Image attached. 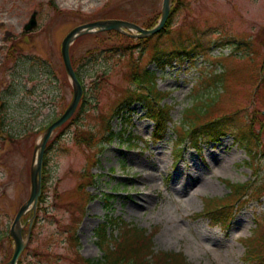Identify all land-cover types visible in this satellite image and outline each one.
Returning a JSON list of instances; mask_svg holds the SVG:
<instances>
[{"label":"rangeland","instance_id":"1","mask_svg":"<svg viewBox=\"0 0 264 264\" xmlns=\"http://www.w3.org/2000/svg\"><path fill=\"white\" fill-rule=\"evenodd\" d=\"M162 6L163 0H0L5 130L0 137V264H7L14 252L10 229L31 193L36 145L73 99L63 39L76 26L104 15L158 23ZM175 7L171 32L163 41L170 48L180 39L199 37L206 54L158 67L153 38L129 53L103 54L82 65L81 57L95 49L96 40L72 44L85 93L71 119L48 141L42 194L22 219L27 245L21 264H81L78 256L100 258L95 230L107 213L157 230L156 250L181 251L192 264H253L245 259L243 239L263 228L264 196L251 197L228 230L197 214L206 199L230 193L228 181L255 179L252 192L263 181L264 157L249 165L245 149L228 134L197 149L187 145L176 162L175 127L197 97L217 90L222 95L213 113H233L236 125L248 121L256 107L264 109V0H172ZM34 12L38 25L26 32ZM108 37L109 45L118 44V37ZM134 65L154 72L158 88L167 93L164 102L174 106L163 140L151 138L154 122L142 102L134 101L126 114L116 113L126 107L132 91L145 88L129 76ZM223 69L225 86L208 89L205 80ZM108 126L114 130L112 140L104 138ZM87 132L94 140L80 142Z\"/></svg>","mask_w":264,"mask_h":264},{"label":"trees","instance_id":"2","mask_svg":"<svg viewBox=\"0 0 264 264\" xmlns=\"http://www.w3.org/2000/svg\"><path fill=\"white\" fill-rule=\"evenodd\" d=\"M175 11L176 7L171 10L170 18ZM109 18L131 19V21L150 29L157 25V23L151 20L140 21L126 16L104 15L101 19ZM170 32V21H168L164 29L155 35L147 37L136 38L129 33L109 30L84 35L77 39L76 43L84 38H93L96 40L95 49L88 50L81 57L82 65L98 59L103 54L129 53L133 51L136 45L147 43L153 38H156L151 46L153 60L158 67H165L177 60L183 61L186 57H193V53L204 51L201 54H206L205 50H208V48L205 42L201 41L199 37L192 38L191 36L188 39L191 40L189 42L180 39V43H175L169 48L163 39ZM113 34L119 38L118 44L109 45L107 43L109 39L108 35L114 36ZM14 53L10 52V54H13L12 56H14ZM71 56L75 67L74 57L72 54ZM75 69L77 75L82 80V75L78 67H75ZM261 71L264 86V70L261 69ZM129 76L135 83L145 88H138L132 91L127 99H125V102H127L126 107H119L116 113L126 114L124 110L130 108L134 101L142 102L147 109L148 116L154 121L152 139L154 141L163 140L167 136L171 122L173 121L172 110L174 106L164 102L167 93L158 88L153 71L149 69L141 71L138 65H134ZM226 76V69L217 73L212 72L205 80L206 86H208V89H210L209 87H216V89L218 87L223 88L225 86ZM221 95L220 91L217 90L214 95L197 97L196 102L185 108L181 123L175 127V153L178 156V160L184 154L187 145L197 149L204 143L219 141L228 134H232L237 144L245 149L249 157V165L251 162H256L258 158L264 157V109L256 107L249 114L251 116L248 121L241 125H236L233 113L222 115L213 113L214 107L221 100ZM120 108L123 111L119 110ZM105 128L107 134L104 138L106 140H112L115 137L114 130L109 126ZM93 140L94 134L87 132L81 137L80 142L91 143ZM255 174L258 175L259 173L256 171ZM254 181L255 179H250L243 183L228 181L231 189L230 193L224 197L206 199L204 210L198 213L197 216L208 217L212 225H219L225 230L230 229L233 219L251 197L264 196V178L250 192L253 188ZM156 233L157 230L149 232L146 228L127 221L121 216L107 213L104 221L95 230L96 242L102 252V256L98 259L78 256V261L81 264H192L183 252L156 250L154 243ZM72 239L74 241L76 240L75 238ZM243 244L246 249L245 259L247 261L253 264H264V222L263 228L257 230L251 237L243 239ZM21 262L22 260H19V264Z\"/></svg>","mask_w":264,"mask_h":264},{"label":"water","instance_id":"3","mask_svg":"<svg viewBox=\"0 0 264 264\" xmlns=\"http://www.w3.org/2000/svg\"><path fill=\"white\" fill-rule=\"evenodd\" d=\"M171 13V0H163L162 6V16L158 25L152 29H147L141 25L134 23L132 21H127L123 19H107V20H96L88 23L81 24L74 29H72L67 36L64 38L62 43V58L68 76L72 82L74 88V96L71 104L65 110V112L53 123H51L46 131L44 132L41 141L36 145L35 153L36 159L33 162L30 171L31 177V193L28 200L20 207L16 214V217L12 223L10 229V235L15 243L14 252L12 258L7 264H18L20 256L24 249L26 248L27 242L23 235V216L35 208L39 202V197L42 194V172H43V162L45 156V150L47 143L52 136L53 132L65 124L76 112L79 103L84 94V86L80 81L75 68L73 67L71 60L70 47L74 41L85 34L94 33L98 31H108L117 30L125 32V28L129 30H136L138 33L134 34L137 37H145L158 33L167 24ZM38 25L37 12H34L30 21L25 25V30L30 31ZM3 124L0 116V136L3 133Z\"/></svg>","mask_w":264,"mask_h":264}]
</instances>
